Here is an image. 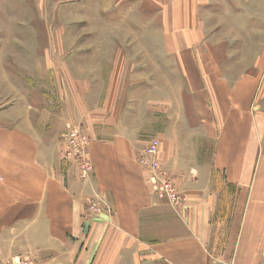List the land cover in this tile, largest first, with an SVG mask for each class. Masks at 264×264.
<instances>
[{
    "label": "crops",
    "instance_id": "crops-1",
    "mask_svg": "<svg viewBox=\"0 0 264 264\" xmlns=\"http://www.w3.org/2000/svg\"><path fill=\"white\" fill-rule=\"evenodd\" d=\"M230 1L228 16L234 19L222 23L230 33L226 40L233 39L227 46L257 49L253 64L263 66L264 0ZM163 3L164 36L155 45L156 62L169 76L163 78L168 86L169 80L188 83L197 128L178 136L169 115L176 110L169 102L161 101L153 113L144 99L128 105L118 90L120 81L115 82L122 79H115L113 62L103 75H94L85 97L76 92L83 77L71 78L75 92L69 86L65 91L69 113L65 109L60 122L74 118L90 138L94 171L84 180L75 164H63L62 153L54 155V146L48 147L50 122L31 107L22 110L16 92H5L6 103L0 105V263L264 264V116L255 104L260 72L229 76L213 57L202 53L201 59L195 50L204 21L196 0ZM202 44L207 48L206 41ZM145 133L159 140V162L186 197L178 211L152 194L150 176L137 162ZM205 141L213 142L208 162L199 154L198 144ZM218 175L224 187L236 190L220 251L214 242L221 208ZM93 191L111 207L110 215L86 212Z\"/></svg>",
    "mask_w": 264,
    "mask_h": 264
},
{
    "label": "rangeland",
    "instance_id": "rangeland-1",
    "mask_svg": "<svg viewBox=\"0 0 264 264\" xmlns=\"http://www.w3.org/2000/svg\"><path fill=\"white\" fill-rule=\"evenodd\" d=\"M163 2L164 0H0V80H3L0 81V105L6 103V98L2 97L5 92H16L17 100L22 103V110L31 107L32 113L42 116L41 120L49 121L46 132L52 137V142H49L48 147L51 146V150L54 146V155L56 151L62 153L64 164V135L73 124L78 123L74 118L71 122H60L65 109L69 113V107L66 108L64 104L65 91L69 86L74 94L75 78L83 77L82 85L76 91L82 92L83 96L93 85L94 75L106 72L108 64L113 62L115 79H122L115 82L120 81L118 90L122 92L123 98L125 96L128 105L137 106L144 99L147 108L153 113V109L160 106L161 101L169 102L176 110L169 115L170 124L175 127L172 130L178 136L186 129L197 128L194 113L189 110L193 102L188 83L169 80L171 89L163 79L168 75L156 62L160 58L155 45L164 36ZM196 2L200 8V20L204 21V29L199 31L201 43L196 44L195 52L201 59L202 53L213 57L220 71L229 76L240 71L244 74L259 71L260 81L255 104L256 109L261 107L260 111L264 116V65L253 64L258 50L227 46L233 39L226 40L230 33L225 30L224 25L234 19L228 16L233 2ZM220 30H225V33H220ZM189 35L198 39L192 31H189ZM202 40L207 42V48H203ZM71 78L74 81L70 82ZM160 91L162 94L165 91L178 94L175 97H162L159 95ZM7 99L9 101L12 97ZM77 125L81 126L79 123ZM154 126L152 125L150 132L154 131ZM84 132L90 144V138ZM150 139L158 140L151 133L143 134L142 147ZM198 147L200 156L205 157L207 162L210 161L213 142H199ZM50 158L53 160V154H50ZM78 172L80 175L79 169ZM216 180L221 208L214 242L216 250L220 251L228 228L229 206L236 190L224 187L221 176L218 175ZM228 258L231 261L232 258Z\"/></svg>",
    "mask_w": 264,
    "mask_h": 264
},
{
    "label": "built area",
    "instance_id": "built-area-1",
    "mask_svg": "<svg viewBox=\"0 0 264 264\" xmlns=\"http://www.w3.org/2000/svg\"><path fill=\"white\" fill-rule=\"evenodd\" d=\"M63 142L65 145L64 161L77 165L80 177L84 180L89 179L94 169L88 155L89 139L84 130L79 125L73 124L64 135ZM158 152V140L150 139L139 152L137 162L150 176L152 194L178 211L185 205L186 197L174 187L169 172L158 162ZM86 212L92 215L101 213L110 215L111 207L98 192L93 191L86 203ZM0 264L10 263L1 262ZM15 264H34V262L23 259Z\"/></svg>",
    "mask_w": 264,
    "mask_h": 264
}]
</instances>
